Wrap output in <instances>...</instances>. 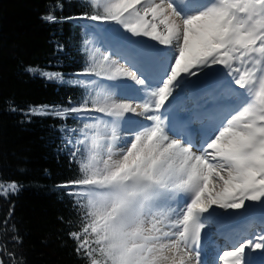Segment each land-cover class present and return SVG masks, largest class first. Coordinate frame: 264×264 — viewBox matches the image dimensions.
I'll return each instance as SVG.
<instances>
[{
    "label": "snow or ice",
    "instance_id": "1",
    "mask_svg": "<svg viewBox=\"0 0 264 264\" xmlns=\"http://www.w3.org/2000/svg\"><path fill=\"white\" fill-rule=\"evenodd\" d=\"M84 4L90 14L64 19L119 26L104 30L103 51L84 41L88 59L76 75L85 79L73 83L86 95L68 107L29 110L85 121L61 129L79 169L60 185L82 209L78 230L69 232L77 255L85 264H264V0ZM43 19L62 18L49 11ZM186 89L214 101L197 105L196 141L165 114L173 93ZM19 188L0 181V197ZM255 218L258 231L237 227ZM215 235L223 244L209 261Z\"/></svg>",
    "mask_w": 264,
    "mask_h": 264
},
{
    "label": "trees",
    "instance_id": "2",
    "mask_svg": "<svg viewBox=\"0 0 264 264\" xmlns=\"http://www.w3.org/2000/svg\"><path fill=\"white\" fill-rule=\"evenodd\" d=\"M49 11L60 22L45 21ZM91 11L84 0H0V181L20 185L16 194L0 197L3 264H85L69 236L78 230L82 209L60 187L79 175L61 129L84 122L29 110L83 100L88 90L73 82L86 65L80 51L84 33L64 18ZM40 71L62 73L63 79L49 80Z\"/></svg>",
    "mask_w": 264,
    "mask_h": 264
},
{
    "label": "bare ground",
    "instance_id": "3",
    "mask_svg": "<svg viewBox=\"0 0 264 264\" xmlns=\"http://www.w3.org/2000/svg\"><path fill=\"white\" fill-rule=\"evenodd\" d=\"M148 42L152 43V44L156 43L154 41H149V40H148ZM159 47H163V46H159ZM214 69L217 70V66H214ZM212 70L213 69H208L206 71L212 72ZM192 79H195V78H192ZM107 83L113 84V82H111V81H107ZM173 97H175V99L170 98L169 104L166 105V107L174 105L176 107V111H178V112L179 111L181 112V110L183 111L181 113L185 118L190 117V123H191V125H194V127L197 131L196 140H198L200 138V136L202 135V129H201V124L199 123V121L197 119H195L194 112L196 111L197 105H199V104H204L205 102H207L208 105L210 106L212 103H214V101L212 100V96L211 95H205V93L202 91L193 92L190 89H186L183 92H181L180 90H177V92L173 93ZM201 97H203V99H201ZM194 100H197L196 106L193 104ZM89 115L95 116L96 114L93 113V114H89ZM249 203H251V202H249ZM217 210L220 212L224 211L221 209H216V211ZM229 211H231V210H229ZM215 241H216V235L213 237V240L209 242V245H210L209 250H211V252L208 253L209 254V261H211L215 255V252H214L215 248L211 249V244L214 243ZM217 247H219V246H217ZM257 252H259V250H257ZM257 252H253V256H256Z\"/></svg>",
    "mask_w": 264,
    "mask_h": 264
},
{
    "label": "rangeland",
    "instance_id": "4",
    "mask_svg": "<svg viewBox=\"0 0 264 264\" xmlns=\"http://www.w3.org/2000/svg\"><path fill=\"white\" fill-rule=\"evenodd\" d=\"M72 21L74 23H78L80 26H82L84 28V32H85L84 41H85V39L91 40L96 47L101 48V51L104 50L103 45L100 43V40H101L102 36L104 35V30L110 29V28H119V26L115 25V24H110V23L105 24V23H101L98 21H90L87 19H72ZM125 35H130V34L125 33ZM133 39H140L146 43H149L148 40L144 37H141V38L133 37ZM84 41L82 43L80 51L86 57V60H87L88 59V51L85 48ZM81 78L85 79V77H81ZM101 82L108 84L107 81H101ZM113 83H117V82H113ZM129 115H131V114H129ZM95 116H101V118H103V119H109L107 117H102V114H96ZM87 122H92V121L89 120Z\"/></svg>",
    "mask_w": 264,
    "mask_h": 264
}]
</instances>
